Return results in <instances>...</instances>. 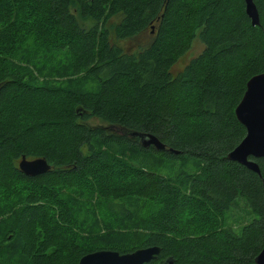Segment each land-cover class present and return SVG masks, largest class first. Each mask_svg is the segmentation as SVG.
I'll use <instances>...</instances> for the list:
<instances>
[{"label": "trees", "instance_id": "obj_1", "mask_svg": "<svg viewBox=\"0 0 264 264\" xmlns=\"http://www.w3.org/2000/svg\"><path fill=\"white\" fill-rule=\"evenodd\" d=\"M253 1L256 26L244 0H0V264L152 245L146 264H255L264 157L260 174L226 158L264 72ZM194 38L203 50L177 67ZM22 155L51 168L25 175Z\"/></svg>", "mask_w": 264, "mask_h": 264}, {"label": "water", "instance_id": "obj_2", "mask_svg": "<svg viewBox=\"0 0 264 264\" xmlns=\"http://www.w3.org/2000/svg\"><path fill=\"white\" fill-rule=\"evenodd\" d=\"M245 13L253 26L259 24V14L253 0H244ZM235 116L244 126L245 135L241 141L226 155V158L244 165L260 174L255 160L264 157V72L251 76L246 82L245 91L235 107ZM143 146H154L156 149L165 148L154 135L137 133ZM18 168L25 175L36 176L51 168L45 158L28 159L20 157ZM160 252L156 245L135 249L128 253H119L111 249H99L81 256L78 264H146L155 259ZM255 264H264V246L254 259ZM172 261L168 260V264Z\"/></svg>", "mask_w": 264, "mask_h": 264}, {"label": "rangeland", "instance_id": "obj_3", "mask_svg": "<svg viewBox=\"0 0 264 264\" xmlns=\"http://www.w3.org/2000/svg\"><path fill=\"white\" fill-rule=\"evenodd\" d=\"M154 33H149V31H146V33H144L142 36L137 37V38H133L131 40L122 42L123 45L125 46H132V48H134L137 45H144L149 43L152 40ZM203 43L198 39V38H194L193 41L191 42V45L188 49V51L185 53V55L177 62V67H180L183 63H187L189 59L197 56L198 54L201 53V51L203 50ZM94 123H100L98 121H93ZM192 164L188 163L187 166L191 167ZM242 206V203H240V206H237V208H235L232 219L236 216H238L241 220L242 223L245 222V216H244V211L240 209V207ZM229 222H231V219H228ZM234 225L237 227V223L234 222Z\"/></svg>", "mask_w": 264, "mask_h": 264}]
</instances>
